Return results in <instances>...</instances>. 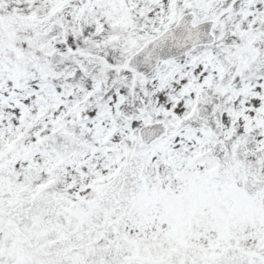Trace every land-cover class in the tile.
<instances>
[{
  "label": "snow or ice",
  "instance_id": "snow-or-ice-1",
  "mask_svg": "<svg viewBox=\"0 0 264 264\" xmlns=\"http://www.w3.org/2000/svg\"><path fill=\"white\" fill-rule=\"evenodd\" d=\"M0 264H264V0H0Z\"/></svg>",
  "mask_w": 264,
  "mask_h": 264
}]
</instances>
